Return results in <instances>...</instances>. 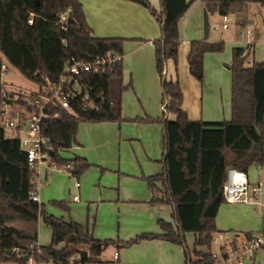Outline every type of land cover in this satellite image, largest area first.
Listing matches in <instances>:
<instances>
[{"label":"trees","instance_id":"obj_1","mask_svg":"<svg viewBox=\"0 0 264 264\" xmlns=\"http://www.w3.org/2000/svg\"><path fill=\"white\" fill-rule=\"evenodd\" d=\"M0 0V77L3 59L38 86L44 80L56 81L68 57L83 61L123 56L125 40L98 38L88 25L79 0ZM148 9L160 24L161 37L153 41L157 72L162 81L165 154L162 174L148 178L150 185L161 182L165 197L154 200L173 207L176 228L163 221L161 235L142 234L126 242L100 241L90 229L65 222L48 214L44 205L31 199L33 173L18 141L0 128V264H92L111 245L125 248L145 240L162 239L184 247L186 264H215L211 257L217 230L219 208L226 203L223 186L229 169L248 173L254 165L264 166V63L246 65L254 45L233 49L229 66L232 74V119L229 122L191 121L183 110V91L178 81H167L166 64L178 65L180 35L178 24L193 0H160L161 12L148 0H128ZM208 13L222 17L241 14L248 3L264 8V0H202ZM67 13L64 28L60 16ZM33 17V24L29 19ZM67 44V46H65ZM224 42L193 41L188 64L190 74L202 82L206 53L224 51ZM95 102L94 108L77 105L76 115L59 111V119L46 120L44 134L50 138L52 160L59 166L72 165L73 176L80 177L90 164L76 157L63 159L59 153L76 142L80 123L120 122L122 96L131 88L123 85L122 60L107 66L103 74L86 75ZM4 86L0 82V95ZM173 114L175 120H168ZM133 122H156L152 118ZM61 206L62 202H54ZM63 206V205H62ZM42 218L52 230V241L38 247L36 225ZM27 224L29 231L17 225ZM188 233L195 235L192 249ZM251 233L244 236L249 237ZM63 245L62 248H58ZM205 249V250H203ZM88 253L85 259L83 251ZM11 252V254H7ZM195 257V259H194ZM26 258L29 260L27 261Z\"/></svg>","mask_w":264,"mask_h":264},{"label":"crops","instance_id":"obj_2","mask_svg":"<svg viewBox=\"0 0 264 264\" xmlns=\"http://www.w3.org/2000/svg\"><path fill=\"white\" fill-rule=\"evenodd\" d=\"M86 21L98 38L125 40L123 45V79L132 83L122 96V118L120 122L80 123L75 144L66 152L68 159L84 158L90 167L80 177H70L58 170H47L44 184L38 191L39 204L62 202L63 206L54 210L47 206V212L65 222H75L90 229L93 237L100 241H129L142 234L161 235L159 221L176 228L173 207L154 202L165 197L161 182L149 184L148 178L163 172L162 160L165 154L163 102L158 88V78L154 70L153 41L161 37L160 24L148 9L128 0H79ZM159 14L160 0H148ZM249 5L246 4L245 7ZM206 7L202 0H193L192 5L179 22V69L169 60L165 76L170 81H178L183 91V110L191 121L229 122L232 119V91L229 75L224 88L207 85L208 70L223 74V65L230 59L220 53H206L204 56V79L199 82L189 71L188 56L193 41L213 43L211 33L203 36L202 10ZM246 9V8H245ZM208 13V11H207ZM214 15V14H213ZM212 14L208 13L210 22ZM237 16L242 15L236 14ZM227 16L228 29L231 23ZM221 16V24L224 23ZM239 22V21H238ZM224 42L220 39L219 42ZM248 43H238L236 39L229 45L245 47ZM257 63L255 56L248 65ZM209 64V65H208ZM230 71V69H229ZM231 72V71H230ZM177 79V80H176ZM167 80V79H166ZM124 81V80H123ZM152 118L156 122H133L134 119ZM176 116L169 114L168 120ZM78 198L75 200L74 198ZM226 212L234 220L233 234L256 233L264 228L262 214L253 213L243 204H228ZM245 205V204H244ZM219 208L216 222L222 211ZM246 207V208H245ZM19 229L30 230L27 224L17 225ZM217 230L223 232L217 225ZM36 230L38 247L49 246L52 230L39 218ZM46 231L50 239L40 242V234ZM194 235L193 233H188ZM48 236V235H47ZM186 236V237H187ZM193 244L195 235L193 236ZM192 244V245H193ZM187 245L188 240H187ZM59 245L58 248H62ZM189 247V246H188ZM190 248V247H189ZM115 252L119 259L114 260ZM54 263L52 260L48 261ZM10 264V263H7ZM29 264H34L30 261ZM55 264V263H54ZM92 264H186L184 247L162 239L145 240L125 248L111 245ZM263 264L262 260L255 263Z\"/></svg>","mask_w":264,"mask_h":264},{"label":"built area","instance_id":"obj_3","mask_svg":"<svg viewBox=\"0 0 264 264\" xmlns=\"http://www.w3.org/2000/svg\"><path fill=\"white\" fill-rule=\"evenodd\" d=\"M67 13L60 16L59 24L64 28ZM223 24L216 28L228 29L227 17ZM33 24V17L28 21ZM251 33V32H249ZM67 46V44H65ZM120 55H109L93 61H83L68 57L56 81L44 80L35 92L12 88L4 90L0 95V128L9 138L18 141L19 149L28 159L33 173L34 191L31 199L39 203L38 191L43 185L40 178V167L47 170H58L73 177V166H59L52 160L53 147L49 137L44 134L46 120L59 119V111L76 115L77 105L84 108H94L95 102L92 89L88 86L86 75L89 73L103 74L107 66L120 62ZM7 68L4 64L1 71ZM223 195L228 204H245L256 207L261 211L264 225V201L262 199L261 182L251 184L248 174L238 169H229L227 180L223 186ZM78 200V198H74ZM211 257L215 264H247L262 260L264 264V228L249 237L242 234L217 233L213 236ZM119 259L115 252L114 260Z\"/></svg>","mask_w":264,"mask_h":264},{"label":"rangeland","instance_id":"obj_4","mask_svg":"<svg viewBox=\"0 0 264 264\" xmlns=\"http://www.w3.org/2000/svg\"><path fill=\"white\" fill-rule=\"evenodd\" d=\"M188 1H191V0H188ZM192 3H191V5H192ZM245 8L246 9L242 13V15H240V16L231 15V17H230L231 23L232 22H235V23L233 25H230L229 29L216 28V26L218 24H221V21H220L221 16L220 15L214 14L210 18V33H211L210 40L213 43L219 42L220 39H222L224 41V45H225L224 51L220 52V54H223L224 56L229 58L230 63L223 65L224 73L220 74V75L213 73L210 70H208V74H206L207 75L206 76L207 85L212 84V86H215V87L217 85H220L222 88H224V86H226L225 85L226 77H224V76H226L230 73V75H229V86H230V90L232 91V74L229 71V66H230L232 59H233L234 47L229 45V41H233L234 39H236V41H238L239 44L240 43L246 44L248 42H251L254 45V52L252 54L250 52V56L246 59V65H248L249 59L253 58V54L255 56L257 63H264V8L261 7V5H259L257 3H249V5ZM204 11L205 10L203 9L201 12L202 24H204ZM185 15H186V13L184 14V16ZM249 32H251V33H249ZM203 36H204V32H203ZM1 56L2 55L0 52V57ZM154 59H155V52H154ZM168 62L166 64V69L168 66ZM3 64L7 68L5 71H2V74L0 77V82L3 84L4 90H12V88H17V89H22V90H25L28 92H35L39 89V86L37 84H35L33 81L25 78L19 72L18 69L9 65L4 59H3ZM173 64H174V62H173ZM174 67H175L176 76H178L179 60H178L177 67L175 66V64H174ZM154 70L156 72V77L158 78L157 84H158V88L160 90L161 102H162L163 101L162 81H161V78L157 72L155 60H154ZM165 73H166V70H165ZM166 79H167V81H170L169 80L170 77H167ZM123 80H124L123 81L124 87H128L130 84L132 85V83H130V82L127 84L126 77H124ZM162 115H163V112H162ZM6 136L9 137L10 133L6 132ZM70 153H71L70 151H68V152L62 151L59 153V156L63 159H68L67 155ZM40 172H41L40 178L44 184L45 178H46V175L48 172L47 168L45 166H41ZM247 174H248V178H249V181L251 184H258V182H261L262 199L264 201V166L254 164L249 168ZM47 206L49 208L51 206L54 210L62 211V210H59L60 208L56 207V205L54 203L52 204L50 202H47L44 205L46 212H47ZM242 206H247V208H249L251 211H253V213H256V209H257L256 207L250 206V205H244V204L241 205V207L239 209V213L242 214V212H244V211H242L243 209H241ZM222 208L223 209L220 213L218 222H216V225L221 230H223V232L228 233V234H233V232L231 231V229H233V228H231V227L235 221L232 220V218L230 220L229 219L230 214H228L226 212L227 210H230L231 207L228 206L227 203H224V206ZM259 212L261 214V211L258 209V213ZM42 233L43 234H40L41 244L46 242V237H48V239H50V235L46 234V231L43 230ZM193 236L194 235L189 234L186 237V240H188V244H189L188 246L190 247V249H192V247H193V245H192L193 239H194ZM42 247H47V245L42 244ZM203 250H205V249H203ZM212 250L213 251L216 250V247L214 246ZM194 259H195V257H194ZM5 264H7V263H5ZM10 264H14V263H10ZM43 264H54V263L46 262Z\"/></svg>","mask_w":264,"mask_h":264},{"label":"water","instance_id":"obj_5","mask_svg":"<svg viewBox=\"0 0 264 264\" xmlns=\"http://www.w3.org/2000/svg\"><path fill=\"white\" fill-rule=\"evenodd\" d=\"M36 4H39V1L38 0H35ZM203 30H204V38H208L209 36V32H210V22H209V19H208V13L207 11L205 10L204 11V24H203ZM7 254H11V252H7ZM82 255L83 257L86 259L87 256H88V253L86 251H83L82 252ZM26 260L28 261L29 259L26 258Z\"/></svg>","mask_w":264,"mask_h":264}]
</instances>
